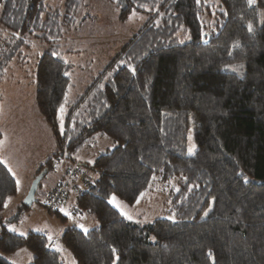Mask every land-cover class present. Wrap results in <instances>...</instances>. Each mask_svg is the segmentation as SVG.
Returning a JSON list of instances; mask_svg holds the SVG:
<instances>
[{
    "label": "trees",
    "instance_id": "1",
    "mask_svg": "<svg viewBox=\"0 0 264 264\" xmlns=\"http://www.w3.org/2000/svg\"><path fill=\"white\" fill-rule=\"evenodd\" d=\"M48 1L0 0V81L11 63L42 51L37 107L57 149L37 176L76 165L97 137L117 146L77 164L96 179L59 204L75 196V212L98 225L86 235L69 227L50 247L44 234L7 230L28 208L22 203L15 217L0 218V264L23 248L31 264H65V252L77 264H264V0H107L121 20H147L74 100L63 48L81 26L84 0ZM16 182L0 163V213L18 195ZM158 182L172 219L140 223L107 203L115 194L133 205ZM59 206L44 208L60 215Z\"/></svg>",
    "mask_w": 264,
    "mask_h": 264
},
{
    "label": "rangeland",
    "instance_id": "2",
    "mask_svg": "<svg viewBox=\"0 0 264 264\" xmlns=\"http://www.w3.org/2000/svg\"><path fill=\"white\" fill-rule=\"evenodd\" d=\"M48 2L52 8L61 6L58 0ZM120 12L119 8L107 0H84L81 26L75 32L66 35L67 44L63 48L65 60L73 66V84L70 87L72 99L82 94L88 85L107 69L106 65L146 23V15L133 14L128 19L121 20ZM41 52V49L35 53L30 51L22 61L11 63L5 78L0 81V161L4 162L11 170V175L19 182L17 183L18 195L9 199L8 207L0 213V218L4 220L18 214L19 207L22 203L25 204L29 190L37 178L38 169L57 149L51 126L41 116L37 107L35 62ZM63 125L64 123L60 126L62 132H64ZM190 140L191 138L189 142L192 154L196 147ZM116 146L111 139L97 137L79 151L75 159L77 164L87 161L92 164ZM67 164L63 162L64 166L58 165L54 171L47 173L37 191L36 202L24 209L17 220L5 224L8 231L10 228H15V232H10L17 235L19 233H25L24 236L30 233H40L46 237L51 235L54 240L61 239L67 228L77 224H83L89 230L98 225L90 214L75 212V196L66 207L59 206L60 209L63 208L72 213L71 219L65 217L62 212L59 213L60 216L44 208V205L48 203V193L61 180L64 173L68 170L73 171L77 167V164L69 163L68 166ZM84 173L91 183L95 181L96 175L92 171L86 169ZM77 184L80 188H85L81 177L78 178ZM150 191L149 195H143L144 197L142 196L139 202L133 205L117 197L118 202L133 221L152 223L157 219H172L174 215H167V206L169 210L170 201L164 185L158 182ZM3 256L11 264H31L33 261V254L26 248ZM63 257L65 264H77L70 253L65 252Z\"/></svg>",
    "mask_w": 264,
    "mask_h": 264
},
{
    "label": "built area",
    "instance_id": "3",
    "mask_svg": "<svg viewBox=\"0 0 264 264\" xmlns=\"http://www.w3.org/2000/svg\"><path fill=\"white\" fill-rule=\"evenodd\" d=\"M79 177H81L84 181L85 188H80L76 185ZM90 185L91 182L88 180L84 173H81L79 170L68 171L60 184L48 193L47 205L49 209L54 210L59 206L61 202L67 201L70 197L71 187H73V192H75L76 194H81ZM56 243L57 240H53L51 242L52 246L50 247H54Z\"/></svg>",
    "mask_w": 264,
    "mask_h": 264
},
{
    "label": "snow or ice",
    "instance_id": "4",
    "mask_svg": "<svg viewBox=\"0 0 264 264\" xmlns=\"http://www.w3.org/2000/svg\"><path fill=\"white\" fill-rule=\"evenodd\" d=\"M252 3H253V0H249V4H252ZM248 30H249V31L252 30V25H251V24L248 25ZM237 46H238V42H234L233 47L235 48V47H237ZM133 71H134V69H133ZM66 75H67V73H66ZM58 111L60 112L61 117H62V115H63V113H64V111H65L64 106L61 105V106L59 107ZM0 163H4V162H3V161H0ZM9 171H11V170L9 169ZM13 175H14V173H13ZM16 183H19V182L17 181ZM140 195H141V197H142L144 194L141 193ZM9 199H10V197H9ZM136 202L138 203L139 201L137 200ZM107 203H108L109 205H111L115 210H118L119 213H120V215L125 216V217H126L127 219H129V220L132 219V217H131L130 215H128V214L123 210V208L121 207V204L118 202V198L115 196V194L111 195V196L108 198ZM3 206L6 208V207H8V204H7V203H4ZM59 211L62 212L63 215H64L65 217H67V218H69V219L72 218V213H71L70 211H66V210L63 209V208L59 209ZM76 227L79 228V229L81 230L82 234H85V235H86V234L88 233V231H89V229L86 228L83 224H77ZM9 230L12 231V232H15V231H16L15 228H10ZM37 231H41V230H40V229H37ZM19 235H20V236H24L25 233H19ZM47 239H48L49 242H51L53 238H52L51 235H48ZM153 239H155V238H153ZM48 246H52L51 243H49ZM56 250H57V251H60L61 249L57 248ZM115 251H116V250L113 249V252H114V253H115ZM209 256H211V252H209Z\"/></svg>",
    "mask_w": 264,
    "mask_h": 264
},
{
    "label": "water",
    "instance_id": "5",
    "mask_svg": "<svg viewBox=\"0 0 264 264\" xmlns=\"http://www.w3.org/2000/svg\"><path fill=\"white\" fill-rule=\"evenodd\" d=\"M206 37L209 38V35H204L203 39H205ZM47 175V171H43L41 174H39L37 176V178L34 180L30 190H29V193L25 199V205L27 207H31L35 202H36V194H37V191L39 189V186L42 182V180L45 178V176Z\"/></svg>",
    "mask_w": 264,
    "mask_h": 264
},
{
    "label": "crops",
    "instance_id": "6",
    "mask_svg": "<svg viewBox=\"0 0 264 264\" xmlns=\"http://www.w3.org/2000/svg\"><path fill=\"white\" fill-rule=\"evenodd\" d=\"M62 166H64V165H62ZM67 166H68V164H67ZM70 203V202H69ZM58 240H60V239H58Z\"/></svg>",
    "mask_w": 264,
    "mask_h": 264
}]
</instances>
